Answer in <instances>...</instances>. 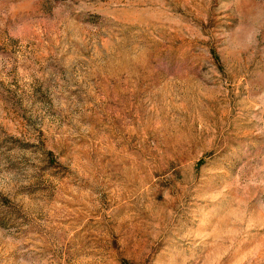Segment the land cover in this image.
<instances>
[{
	"label": "rangeland",
	"instance_id": "obj_1",
	"mask_svg": "<svg viewBox=\"0 0 264 264\" xmlns=\"http://www.w3.org/2000/svg\"><path fill=\"white\" fill-rule=\"evenodd\" d=\"M0 264H264V0H0Z\"/></svg>",
	"mask_w": 264,
	"mask_h": 264
}]
</instances>
